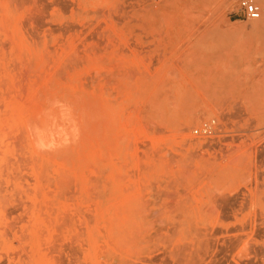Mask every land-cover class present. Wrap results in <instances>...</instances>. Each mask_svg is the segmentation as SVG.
I'll list each match as a JSON object with an SVG mask.
<instances>
[{
	"label": "rangeland",
	"instance_id": "rangeland-1",
	"mask_svg": "<svg viewBox=\"0 0 264 264\" xmlns=\"http://www.w3.org/2000/svg\"><path fill=\"white\" fill-rule=\"evenodd\" d=\"M241 1L0 0V264H264Z\"/></svg>",
	"mask_w": 264,
	"mask_h": 264
},
{
	"label": "built area",
	"instance_id": "built-area-1",
	"mask_svg": "<svg viewBox=\"0 0 264 264\" xmlns=\"http://www.w3.org/2000/svg\"><path fill=\"white\" fill-rule=\"evenodd\" d=\"M241 7L251 20H259L264 16V7L259 6L253 0H242ZM213 128L211 124H204L202 128L195 130L198 135H211Z\"/></svg>",
	"mask_w": 264,
	"mask_h": 264
}]
</instances>
